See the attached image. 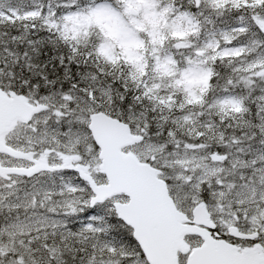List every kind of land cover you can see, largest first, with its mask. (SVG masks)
Returning <instances> with one entry per match:
<instances>
[{"label": "snow or ice", "instance_id": "1", "mask_svg": "<svg viewBox=\"0 0 264 264\" xmlns=\"http://www.w3.org/2000/svg\"><path fill=\"white\" fill-rule=\"evenodd\" d=\"M0 264H264V0H0Z\"/></svg>", "mask_w": 264, "mask_h": 264}]
</instances>
